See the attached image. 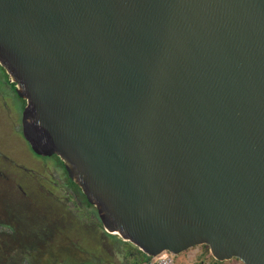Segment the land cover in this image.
Instances as JSON below:
<instances>
[{"label":"water","instance_id":"obj_1","mask_svg":"<svg viewBox=\"0 0 264 264\" xmlns=\"http://www.w3.org/2000/svg\"><path fill=\"white\" fill-rule=\"evenodd\" d=\"M0 66L104 231L264 264V0H0Z\"/></svg>","mask_w":264,"mask_h":264},{"label":"rangeland","instance_id":"obj_2","mask_svg":"<svg viewBox=\"0 0 264 264\" xmlns=\"http://www.w3.org/2000/svg\"><path fill=\"white\" fill-rule=\"evenodd\" d=\"M7 86L0 79V101L4 103L5 99L8 106L15 104L20 114L24 100L15 96ZM2 112L0 109V153L6 157L3 161L0 157V172L5 169L3 174L6 179L0 176V264H6L5 259H2V241L10 237V226H14L18 230L15 233L20 235L36 231L43 234L36 239L38 241L28 245L38 250L37 255L33 257L23 248L22 255L27 254L29 257L27 260L23 257L15 264H84L83 261L87 260L91 262L85 264H131L132 257L128 251L137 254L139 249L119 236L104 231L95 207L88 205L83 195L72 194L68 190L69 193H66L59 186H56L52 195L41 190L39 186L43 188L42 183L49 189H52L49 187L51 181L60 185L62 173L52 168L53 163L58 162V157L37 159L36 155H31V148L23 138L15 139L7 125L1 122ZM9 164L21 169H16L14 174L13 168H8ZM23 168L32 169L36 177L30 178L24 174L20 171ZM64 180L68 181V178L65 176ZM53 205L58 209L57 212ZM72 219L78 222L74 223L78 229L72 227L69 221ZM19 238L22 240L24 237ZM7 245L20 246L13 239H9ZM207 247L193 246L176 255L172 254L174 264H243L237 258L218 261ZM10 253L13 255L14 252ZM154 261L152 257L151 264Z\"/></svg>","mask_w":264,"mask_h":264},{"label":"flooded vegetation","instance_id":"obj_3","mask_svg":"<svg viewBox=\"0 0 264 264\" xmlns=\"http://www.w3.org/2000/svg\"><path fill=\"white\" fill-rule=\"evenodd\" d=\"M9 76H8V74L6 73V71L4 70V68H2L1 66H0V79L1 80H3V83H5V85L7 86V87H9L10 88V90L14 93V95L15 96H18L17 95V93H16V91H15V89H14V86H15V83L14 82H10L9 81V78H8ZM19 97V96H18ZM20 98V97H19ZM4 99V98H3ZM22 99V98H21ZM24 100V99H23ZM24 106H25V100H24ZM23 106V107H24ZM22 107V108H23ZM22 108H20L21 109V111H20V114L18 113V107H16V105L14 104V106H8V104H7V102L5 101V99H4V103H2L1 101H0V109L4 112H2V120H1V122H4L6 125H7V127H8V131H9V133L11 134V135H13L14 137H15V139L16 138H19V139H21V138H23V135H22V125H21V118H22ZM12 136V137H13ZM11 138V137H10ZM23 140L25 141V139L23 138ZM25 143H27L26 141H25ZM28 144V143H27ZM31 155L32 154H34V155H36L38 158L37 159H45V158H52V157H55V156H57V155H51V156H40V155H37L36 153H34L32 150H31ZM0 157H1V161H3V160H5V155L4 154H2V153H0ZM58 157V156H57ZM59 158V157H58ZM60 159V158H59ZM58 159V162L57 163H53V165H52V168H54L55 170H59V171H61V179H62V181L60 182V185L58 184L57 185V183H53L52 181H51V183H52V185H50L49 187L50 188H52V189H49L48 187L46 188V186H44L43 185V183H42V186H43V188L41 187V186H39L40 188H41V190H43V192L44 193H47V195H52L53 194V190L54 189H56V186H59V188L61 189V190H68L69 192H71L72 194H80V195H83L84 196V194L82 193V191H81V189L79 188V186H77L76 184H74L71 180H70V178L68 177V174H67V172H66V170H65V167H64V165H63V162H62V160L60 159L59 160ZM1 166H4L3 164H1ZM13 168L12 169V171L14 172L16 169H21V168H19V167H12V164H9V166H8V168ZM1 168V167H0ZM3 170V172L5 171V169H2ZM10 170V169H9ZM26 172H24V171ZM20 171H22L24 174H27L30 178L32 177V176H35L36 177V175L33 173V170L32 169H30L29 168V170L27 169V168H23L22 170H20ZM3 172L1 171L0 172V176L3 178V179H6V176H5V173L3 174ZM29 173H30V175H29ZM14 174H15V172H14ZM65 176L68 178V181L67 180H64L65 179ZM37 179V178H36ZM67 181V184L65 183ZM69 181L72 183H70L71 185H69ZM36 184H38V179H37V182H36ZM19 186V185H18ZM37 186V185H36ZM66 192V193H69V192ZM84 198H85V196H84ZM85 202L88 204V205H90V206H93V205H91V204H89L88 202H87V200H86V198H85ZM94 207V206H93Z\"/></svg>","mask_w":264,"mask_h":264},{"label":"trees","instance_id":"obj_4","mask_svg":"<svg viewBox=\"0 0 264 264\" xmlns=\"http://www.w3.org/2000/svg\"><path fill=\"white\" fill-rule=\"evenodd\" d=\"M55 157H57V156H55ZM53 206L55 207V205H53ZM54 209L56 210V212L58 211V209H56V207ZM19 219H20V217L18 218V220ZM69 221L72 223V227H75V228L78 229V226L75 225L78 222H76L75 220L73 221V219L72 220H69ZM10 227L12 228L11 229L12 231H11L10 237H8L4 241H2L3 244H4V246H5V247L3 246V249H2V256H3L2 259L3 258L5 259L4 260L5 263L6 264H15L16 262L20 261V259H22L23 257L25 258V260H27V258L29 256L27 254L26 255L25 254L22 255V253H21V250L23 248L27 249L28 250V253H30V255H32L33 257H35L37 255L36 253L38 252V250L37 249L30 248V247H28V245L31 244L32 242L34 243V242L38 241L36 239L39 238V235L41 237L43 234L41 235L40 232L36 231L35 233H32L31 232L29 235H20V234H16L15 233L18 230H16L14 228V226L13 227L10 226ZM86 228H88V226H86ZM19 237H24V238L21 240ZM9 239H13V240L18 241L19 244H20V246L19 245H17V246H8L7 245V242H8ZM203 246H206V245H203ZM11 250L14 252L13 255H11V253H10V252H12ZM137 252H138L137 254H132V253H129V251H128V255H130L132 257V261L130 262L131 264H151L152 257L144 254L140 250H138ZM48 258H50V257H48ZM85 262L86 263H89L91 261H88V260L87 261H83L84 264H85ZM68 264H73V263H70L69 262Z\"/></svg>","mask_w":264,"mask_h":264},{"label":"built area","instance_id":"obj_5","mask_svg":"<svg viewBox=\"0 0 264 264\" xmlns=\"http://www.w3.org/2000/svg\"><path fill=\"white\" fill-rule=\"evenodd\" d=\"M154 264H174L172 254L164 251L154 257Z\"/></svg>","mask_w":264,"mask_h":264}]
</instances>
